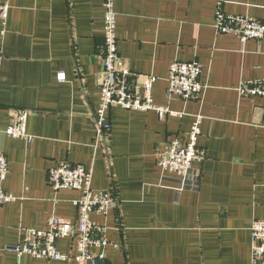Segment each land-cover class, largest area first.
<instances>
[{
    "label": "crops",
    "instance_id": "0c3cea01",
    "mask_svg": "<svg viewBox=\"0 0 264 264\" xmlns=\"http://www.w3.org/2000/svg\"><path fill=\"white\" fill-rule=\"evenodd\" d=\"M219 2L226 15L264 23V0H115L124 66L155 77L154 105L178 116L111 108L110 131L97 141L103 0H0L8 5L0 36V154L8 174L0 186L15 198L0 209V264H75L18 261L8 251L21 230H44L50 215L75 222L79 193L46 183L63 161L90 170L92 189L115 200L107 218L93 217L107 227L103 264H252L251 225L264 219V98L240 97L237 88L264 79V43L217 35ZM173 62L201 66L207 88L199 99L168 95ZM14 109L29 112L30 141L4 135ZM197 118L204 160L185 177L161 171L157 159L171 141H187ZM56 246L75 252L72 239Z\"/></svg>",
    "mask_w": 264,
    "mask_h": 264
},
{
    "label": "built area",
    "instance_id": "2783aa9c",
    "mask_svg": "<svg viewBox=\"0 0 264 264\" xmlns=\"http://www.w3.org/2000/svg\"><path fill=\"white\" fill-rule=\"evenodd\" d=\"M215 11L213 28L217 35H230L238 39L241 45L255 40L264 43V23L246 17L226 15L221 9V2ZM8 17V5L0 3V36L4 34ZM103 44L102 71L98 81L99 106L94 112L93 121L96 140L110 131L106 113L111 108H119L127 112L154 111L160 120L166 116L178 114L166 107L154 105L152 89L156 78L152 75L136 76L123 64L118 53L116 26L117 13L115 0H103ZM201 66L196 62H173L168 71L167 93L171 97L184 102L199 99L207 88L201 81ZM58 82L66 81V75L58 72ZM237 92L240 97L264 98V79L241 83ZM29 112L14 109L9 114L4 135L11 139L30 141L27 133ZM200 118L192 124L187 141H171L164 154L157 159V167L166 173L185 177L193 163L202 162L204 150L197 146ZM8 174V161L0 154V184ZM92 174L80 164L67 161L56 163L47 173L46 183L54 191L72 190L79 193L73 202L76 208L74 223L62 220L54 215L46 219L44 230H21V241L18 245L8 248L17 260L24 255L46 261H72L75 264H103L102 249L109 243L105 237L107 227L97 223L93 217L107 218L115 207V200L110 191H94L91 186ZM15 201L0 186V209ZM72 239L75 242L73 254L58 251L56 243L60 239ZM252 264H264V219L255 220L251 225ZM116 248L118 246L115 245ZM98 249L99 253H94Z\"/></svg>",
    "mask_w": 264,
    "mask_h": 264
}]
</instances>
